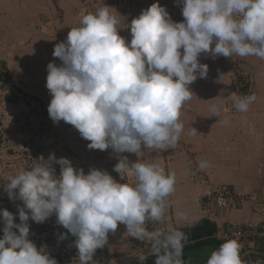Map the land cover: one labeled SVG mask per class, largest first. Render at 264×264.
Segmentation results:
<instances>
[{
  "label": "clouds",
  "instance_id": "9594fccd",
  "mask_svg": "<svg viewBox=\"0 0 264 264\" xmlns=\"http://www.w3.org/2000/svg\"><path fill=\"white\" fill-rule=\"evenodd\" d=\"M181 2V22L173 21L159 0L143 10L131 21L130 42L119 34L120 19L113 8L104 5L83 14L66 41L55 45L53 56L62 64L47 65L50 118L72 125L90 142L89 149L111 148L140 159L121 156L113 168L119 180L96 168L86 174L54 153L47 160L41 155L31 169L4 177L9 198L22 201L23 207L18 211L20 223L9 210H0V264H57L47 245L38 248L29 239L28 221L43 223L53 215L76 237L79 264H90L120 225L131 237L151 243L155 264H186L185 232L146 228L149 222L167 219L176 173L144 162V150L174 148L180 140L182 110L192 99L190 85L208 76L209 66L199 59L202 53L264 59V0ZM232 98L241 113L257 99L254 93ZM210 110L219 116L217 105ZM53 162L60 165L58 176ZM198 167L204 170L210 164L201 161ZM125 177L134 182H121ZM66 238L67 233L60 236ZM136 258L138 264L148 259L143 254ZM206 264H243L239 243L223 242Z\"/></svg>",
  "mask_w": 264,
  "mask_h": 264
},
{
  "label": "rangeland",
  "instance_id": "374dc122",
  "mask_svg": "<svg viewBox=\"0 0 264 264\" xmlns=\"http://www.w3.org/2000/svg\"><path fill=\"white\" fill-rule=\"evenodd\" d=\"M39 1L47 3V5H35L33 0H0V56L8 59V61L0 60V205L18 203L23 205L22 201H13L9 198L4 187L8 181L4 177L15 174L21 168L31 169L41 155L46 160L53 153L57 158L66 157L78 170L83 168L86 174L91 168L109 172L119 162V158L116 159L118 156L131 157L129 153L117 154L111 148L105 151L89 149L90 142L83 139L72 125L64 121L53 122L48 113L52 97L46 87L47 65L50 62H55L58 66L62 64L59 58L53 56V51L55 45L65 41L64 36H67L65 35L66 30L64 31V28L62 30L59 26L66 15L69 14L71 28H75L79 26L83 14L94 12L104 5L112 7V11L120 19L119 34L130 42L132 19L138 17L143 10L156 3L157 0H71L68 4L73 7L72 9L66 5L61 8V5L56 4L54 0ZM177 3L182 4L181 0H159V4L167 9L171 18L175 11L172 4ZM178 6L177 8L181 9ZM172 20L183 21L177 15ZM64 25L68 27L66 23ZM209 54L202 53L199 57L200 62H205L207 56L211 57ZM231 59L233 72L227 81L231 93L238 96L232 76L237 74L241 68H246L249 69L251 78L245 95L253 93L256 95L257 81L252 63L239 57ZM27 94L42 100L46 109L41 110L38 102L27 98ZM28 102L33 106H30ZM35 104L38 106L37 111L32 108L36 107ZM225 108L229 113L240 114L232 100L225 102ZM183 148L185 147L180 146L176 151L182 152ZM157 155L162 161L165 159L166 152L163 151ZM53 166L55 174L58 176L61 170L60 165L53 162ZM199 171L195 170L192 180L200 184L201 180L204 181L205 178ZM123 181L127 182V177L126 181L124 179ZM223 188L230 189L226 185L213 186L212 193L207 196L209 202L203 201V199L202 208H210L209 205L214 208L212 200L215 193L213 194V191ZM169 199L171 200V198ZM171 210L172 201L166 214ZM146 228L149 231L156 228L163 230V225L162 223L149 222L146 224ZM129 238L131 244L128 252L130 255H134V258L142 254L148 256L151 253L150 242H142L131 236ZM209 254L210 250L201 251L198 253L197 259L207 260L210 257ZM111 255L113 264H118L116 263L117 256H113V252ZM250 258L252 259V257H248V259Z\"/></svg>",
  "mask_w": 264,
  "mask_h": 264
},
{
  "label": "crops",
  "instance_id": "0c3cea01",
  "mask_svg": "<svg viewBox=\"0 0 264 264\" xmlns=\"http://www.w3.org/2000/svg\"><path fill=\"white\" fill-rule=\"evenodd\" d=\"M33 1L35 5H47L39 0ZM54 1L61 8L64 5L73 8L68 4L71 0ZM172 7L175 9L173 16L183 19V4H172ZM68 17L69 14L59 24L62 30H66L65 35L71 30ZM66 38L64 36L65 41ZM209 55L211 57L207 56L203 62L209 66L207 78H198L190 85L192 99L182 110L180 119L184 131L177 145L162 151L145 149L143 157L144 162L157 163L166 172L176 173V190L170 197L172 210L166 214L167 219L162 225L165 232L178 229L187 234L188 241L183 250L186 264H206L207 260H198L197 255L204 250H210L211 255L212 251L219 248L223 243L218 239L221 229L228 223L244 224L251 221L255 204L264 206V59L255 56L241 58L252 63L255 68L257 99L246 113L238 114L229 113L225 108L227 100L233 101V94L227 84L233 72L232 59L225 57V60L223 56L215 59ZM212 105L218 106L219 116L210 110ZM194 129L197 130L195 134ZM180 146L185 148L177 152ZM163 151L166 152L165 159L160 161L157 154ZM129 154L130 161L140 159L135 154ZM201 161L209 162L210 167L200 170L198 165ZM195 170H200L205 178L200 184L192 180ZM127 182L134 180L127 177ZM222 185L230 187L235 196L243 195L239 208L218 209L211 205V209L202 208L201 202L208 201L207 196L212 193V187ZM181 212L184 213L182 219L178 215ZM129 237L124 225H120L115 234H109L110 253L117 256L118 264H138L134 255L128 252L131 244ZM147 257L145 264H155V256L149 254ZM243 264H264V252L245 257Z\"/></svg>",
  "mask_w": 264,
  "mask_h": 264
},
{
  "label": "built area",
  "instance_id": "2783aa9c",
  "mask_svg": "<svg viewBox=\"0 0 264 264\" xmlns=\"http://www.w3.org/2000/svg\"><path fill=\"white\" fill-rule=\"evenodd\" d=\"M250 78L251 73L246 68H241L237 74L232 76V82L238 90V96L245 95L250 85ZM214 193L212 202L218 209H237L243 199L242 196H235L229 188H223ZM19 207H23V205L20 203L2 204L0 205V210H9L15 215L16 223H20L18 216ZM252 214V220L247 223L226 224L218 234V239L223 242L235 239L240 245L241 253L250 250L264 252V206L256 203ZM28 223L30 225L29 239L38 248L47 245L46 251L57 260V264H79L78 252L74 243L76 237L57 223L55 215L43 223H36L31 219ZM3 227L4 222L2 217H0V238L3 237ZM14 231L18 232L16 229ZM65 233H67V238L61 240L60 236ZM90 264H113L108 244L96 251Z\"/></svg>",
  "mask_w": 264,
  "mask_h": 264
},
{
  "label": "trees",
  "instance_id": "16d2710c",
  "mask_svg": "<svg viewBox=\"0 0 264 264\" xmlns=\"http://www.w3.org/2000/svg\"><path fill=\"white\" fill-rule=\"evenodd\" d=\"M2 63L5 65L4 62H2ZM26 96H27V98H31V99L36 100V101L38 102L39 106L41 107V110L46 109V108H45V104H44V102H43L42 100H40L39 98L34 97V96H30V95H28V94H27ZM28 103L30 104V102H28ZM30 106H33V105L30 104ZM35 106H36V104H35ZM32 108H33L34 111H35V109H36V111L38 110V109H37L38 106H36V107H32ZM109 173H110L113 177H115L117 180L120 179V178H119V175H118L116 172H114L113 169H112V170H109ZM121 182H124V181L122 180Z\"/></svg>",
  "mask_w": 264,
  "mask_h": 264
},
{
  "label": "water",
  "instance_id": "95a60500",
  "mask_svg": "<svg viewBox=\"0 0 264 264\" xmlns=\"http://www.w3.org/2000/svg\"><path fill=\"white\" fill-rule=\"evenodd\" d=\"M262 253L261 252H257V251H253V250H250V251H248V252H245L242 256H241V258H242V260L245 258V257H247V256H254V255H261Z\"/></svg>",
  "mask_w": 264,
  "mask_h": 264
}]
</instances>
